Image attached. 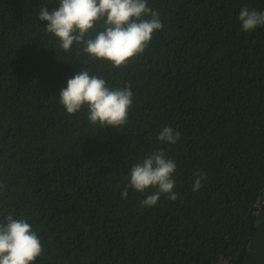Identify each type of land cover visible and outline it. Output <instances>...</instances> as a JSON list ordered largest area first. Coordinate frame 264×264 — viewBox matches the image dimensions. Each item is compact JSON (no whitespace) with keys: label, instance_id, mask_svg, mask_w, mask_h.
<instances>
[{"label":"trees","instance_id":"1","mask_svg":"<svg viewBox=\"0 0 264 264\" xmlns=\"http://www.w3.org/2000/svg\"><path fill=\"white\" fill-rule=\"evenodd\" d=\"M59 0H0V223L26 219L43 252L33 264H220L236 258L264 192V26L246 32L242 8L264 0H147L163 28L119 68L70 51L39 8ZM95 35V30L90 32ZM130 86L127 122L99 127L87 108L59 103L81 70ZM171 126L175 144L157 140ZM163 149L178 198L128 188L133 164ZM205 174L192 190L195 175ZM243 264H264V196Z\"/></svg>","mask_w":264,"mask_h":264},{"label":"clouds","instance_id":"2","mask_svg":"<svg viewBox=\"0 0 264 264\" xmlns=\"http://www.w3.org/2000/svg\"><path fill=\"white\" fill-rule=\"evenodd\" d=\"M38 19L47 21L46 32L58 40L64 51H70L74 43L82 45L84 53L106 60L115 68L143 53L152 34L163 28L159 13L147 6V0H59V7L51 12L42 5ZM238 19L241 30L250 32L264 26V11L244 7ZM93 30L94 36L90 35ZM132 97L130 86L111 89L105 79L82 69L60 90L59 103L70 115L86 106L91 124L119 128L127 122ZM180 135L173 127L164 126L157 140L175 144ZM175 170V161L167 158L163 149L154 151L142 163L132 165L121 195L127 198L129 187L141 193L156 189L141 200V208L156 205L162 195L175 201L179 195L174 191ZM194 175L192 190L197 191L206 176L202 172ZM42 252L41 240L26 219H14L8 214L0 223V264H33Z\"/></svg>","mask_w":264,"mask_h":264},{"label":"water","instance_id":"3","mask_svg":"<svg viewBox=\"0 0 264 264\" xmlns=\"http://www.w3.org/2000/svg\"><path fill=\"white\" fill-rule=\"evenodd\" d=\"M263 196H264V192H262V195H261V198H260V201L258 202V204L250 210V223H251L250 230H251V233H250V236H249L244 248L241 250V252L238 254V256L236 258H231V259L224 258L222 260V262H220V264H243V260H244L246 250H247L249 244L251 243L253 235H254V231H255L254 223L256 220V213H258L261 209V206L263 204Z\"/></svg>","mask_w":264,"mask_h":264}]
</instances>
